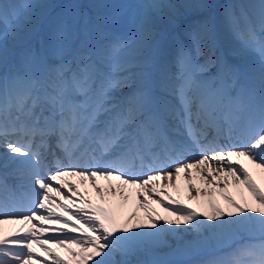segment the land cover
<instances>
[{"label": "snow or ice", "instance_id": "obj_1", "mask_svg": "<svg viewBox=\"0 0 264 264\" xmlns=\"http://www.w3.org/2000/svg\"><path fill=\"white\" fill-rule=\"evenodd\" d=\"M253 170L264 174V0H0V264H264ZM182 178L207 210L179 198ZM125 188L142 217L104 206L126 203ZM161 195L166 216L148 203Z\"/></svg>", "mask_w": 264, "mask_h": 264}, {"label": "bare ground", "instance_id": "obj_2", "mask_svg": "<svg viewBox=\"0 0 264 264\" xmlns=\"http://www.w3.org/2000/svg\"><path fill=\"white\" fill-rule=\"evenodd\" d=\"M223 3H224V0L220 4L221 7H222ZM254 3H258V2L255 1V0H244L242 4L239 1H236L234 3V5L254 4ZM220 42H221L222 46H224L225 48H227L229 46H232L234 44V41H232V38L230 36H228L226 33H221ZM235 166L238 167L239 165H235ZM248 167L251 168L250 165H248ZM253 173H254L253 174V179L256 180V182L262 188H264V182H262V180H261V177L264 176V174L259 173L258 170H253ZM190 174L192 176H194V177L196 176V173L194 171H190ZM182 176H183V174H182ZM66 179H67L68 183L72 184L74 189H78L79 192L82 195L85 192H87V196L85 197L86 199H90L93 204H99V198L96 197V194L94 192H92L91 187L88 186L87 182H85V184L82 186V185L79 184V182L75 178L68 177ZM53 183H55V182H53ZM107 183H108L107 181H103V180L99 181V184L102 187L106 186ZM112 183L115 185V184L118 183V181L113 180ZM193 184L195 185V187L197 189H203V188L206 187L204 185V183L198 178L193 180ZM149 187H151V186H149ZM221 187H223V184L221 185ZM157 189L161 193H165L166 192L169 195H171L173 198H178L177 197V193L174 192L170 187H165L163 182H158ZM179 189H180L179 198L183 199L185 203H190L192 207H196L197 211H205V210H207V206L206 205L204 207H198L195 202L189 201L188 196H187V182L183 178L179 181ZM62 191L66 192L67 196L70 197L71 200L76 201L77 204H78V202H79L78 198L75 195H73L72 191H69L68 189H65V190L63 189ZM135 191H137V190L128 189V188L124 189V195L129 196V199H128V201L126 203L122 200L120 195H117L115 197L106 196V200L108 201V203L106 205L113 206V205H115V200L118 199V200L123 201V202L120 203L121 206H122L121 211L124 213L123 214V218H122V215L120 217L121 220H123L128 214H130L133 211H136L137 215L142 217L144 214H143L142 211H140L138 209V207L136 205V201L134 199V195L133 194H135ZM228 191L231 194H233V196H236V190L232 187L231 183H229V185H228ZM244 195L247 196V192L246 191L244 192ZM160 199H163V198L161 196H153V198L149 199L148 203H149V205H150V207L152 209H154L157 213H159L160 216H166V213L163 211L162 207L159 204L154 202L155 200H160ZM200 199H201V201H203V200L208 199V197L205 196V197H201ZM213 199L219 204V206L221 208H224L225 210H227L226 205H224L223 201L220 200L219 196H214ZM237 199H238V197H237ZM59 200L60 201H58V202L61 203V204H66V206L69 208L70 211L74 210V205L73 204H69L67 202V200H65V199H60L59 198ZM71 222L72 221H69V223H71ZM70 234L79 235L78 233H70ZM55 251L56 250L54 249V252ZM90 264H91V262H90Z\"/></svg>", "mask_w": 264, "mask_h": 264}, {"label": "rangeland", "instance_id": "obj_3", "mask_svg": "<svg viewBox=\"0 0 264 264\" xmlns=\"http://www.w3.org/2000/svg\"><path fill=\"white\" fill-rule=\"evenodd\" d=\"M222 1H223V0H217V2H218L219 4H221ZM236 1H239V2L242 4L244 0H226V1L224 0V3H223V5H222V7L225 6V5H228V4H234ZM255 1L258 2V0H255Z\"/></svg>", "mask_w": 264, "mask_h": 264}]
</instances>
